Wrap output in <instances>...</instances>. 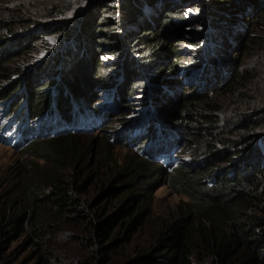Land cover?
Listing matches in <instances>:
<instances>
[{
  "label": "trees",
  "instance_id": "obj_1",
  "mask_svg": "<svg viewBox=\"0 0 264 264\" xmlns=\"http://www.w3.org/2000/svg\"><path fill=\"white\" fill-rule=\"evenodd\" d=\"M73 1L76 5H87L83 17L72 23L63 22L58 27L51 28V31L49 27L42 31L35 29L41 26L43 28L44 25L36 23L37 21L33 25L30 19H20L17 22L0 20V79L11 78L8 70L11 68L12 57H26L36 51V45L33 44L36 39L50 33L56 37L66 35L59 43L64 46V51L56 50V54L50 56L54 59L60 53L52 61L53 70L49 71V64L39 69L49 76L56 77L59 74L58 78L49 77L38 86L36 78L40 74L35 73L32 75L36 76L35 80L28 77L26 91L17 92L19 89L16 79L1 92V95L8 94L5 100L14 97L5 104L3 118L10 111V114L18 112L17 116H21L26 107L30 123L34 124L36 120L40 128L38 133L25 132L23 125L15 129L17 135L20 134L15 144L23 146L22 149L31 156L33 164L21 168V171L15 169L8 178L0 182V264L7 257L15 256L24 246L36 249L34 258L37 264H58L52 257L53 234L62 220L83 225L82 232L75 235L74 240L89 252L80 264H112L114 256L134 239L147 220L150 210L143 203L149 202V194H139L135 188L150 191L153 186V179L150 178L152 175H155L154 179L166 177V183L171 188L188 198L183 204L184 212L170 223L164 224L152 243L136 250L133 257L120 264H264V154L260 147L264 145V133H260L264 130V94L250 96L249 93L256 88L252 86H257L258 81H255L258 73L264 75V34L257 28L260 20L264 19V0H211L204 8L208 18L201 16L195 19L184 16L189 7L195 9L198 6L194 0H58L52 7L50 16L62 20V15L73 12ZM117 1L121 6L114 7L117 8L119 18L107 17L105 13L109 8L108 4L114 5ZM160 3L162 5L155 10L154 16L150 10L148 13L146 11L148 16H144L145 5L155 7ZM187 4L191 6L187 7ZM240 10H244L247 17L253 18L251 27L245 31L243 27L247 28L246 21L243 22L242 30L236 36L237 40L232 41L235 46H232L231 41L225 40L222 48L219 46L213 49L216 53H212V56L209 55L211 49L206 53L216 81L213 89L209 93L204 91L192 95H189L191 89L171 96L157 92L152 102L158 106V113L165 122H159L158 118L157 121H150L152 128L157 124L162 135L175 139L173 146L170 143L167 149L166 146L158 151L159 156L163 151L171 152L172 147L174 150L178 143L183 142L184 135L178 133L179 122L189 134L197 131L194 125L196 119L205 118L212 121V124L217 122L212 119L216 111V105L212 103L213 93L235 95L230 97L237 99V95L243 96L241 92H244L250 96L245 105H251L252 108L244 112V125L236 131L239 136L220 139L219 147L210 140L204 141L203 147L207 150L208 160H203L205 163L195 168L182 167L180 163L165 168L162 164H153L143 157L140 163L146 169L144 181L140 183L142 186L132 188L137 176H127L120 172L118 176L105 181L93 203H85L78 194L92 180L93 173L86 169L85 161L81 162L82 153L84 151L86 155L88 148L83 149L79 145L77 135L99 131V126L108 120V113L111 112L102 111L100 104L90 110L87 101L96 100L94 88L112 85L115 80L111 73L121 69L125 83L123 81L120 86L123 102L119 110H131L136 105L128 104V97L134 95V91L141 86L145 87L137 81V62L140 66H148L149 70L155 71L156 77L154 74L149 78L145 76L151 81L152 90H160V85L173 84L170 75L179 70L177 64L185 56L179 52V45L187 40L183 38L174 42L172 39L188 37V34L194 36L197 33L195 29L200 32V28L203 30L209 27L213 35L219 31L223 37H228L237 24L236 16ZM205 20L209 26L205 25ZM20 24L28 29L27 32L17 30L16 27ZM75 24H80L81 32L78 35L71 31V26ZM25 33L29 35L25 36ZM204 40L201 38L191 45L198 48ZM16 46L20 47L17 52L13 51ZM21 50L26 51L21 53ZM251 53H254L255 58L252 63L247 64L246 59ZM67 55L74 57V63H70L65 69H56ZM134 55L138 56L137 62ZM108 58L112 61L106 64ZM22 71L19 67L14 73L22 74ZM243 81L249 82V85L244 84L242 87ZM253 83L255 84L252 85ZM204 85L208 83L205 82ZM52 86L59 97L50 108L52 97H57L50 89ZM155 87L157 88L154 89ZM48 89L50 92L45 94L44 90ZM70 95L84 100L82 105L72 100L75 112L81 113L77 114L73 126L68 125L73 109L67 100ZM23 96L27 99L24 102ZM98 102L97 99L94 103ZM11 116L9 115V119L15 120ZM50 116L57 117V123L51 124L43 120V117L46 119ZM79 117L85 121L89 118L92 126L88 127L86 122H80ZM58 121L62 124H58ZM131 123H134L131 119L123 120L119 129L113 134L105 135L101 140L106 144L105 150H110L116 140L134 143L139 139L143 140L140 146L149 145L154 137L151 127L143 126L141 133L131 140L127 138L128 128H124ZM9 125L11 124H6ZM27 127L30 125L27 124ZM8 132V127L2 131L4 135ZM132 136L131 134L130 137ZM92 137L89 140L90 147L97 141L96 137ZM259 151L263 157L259 166L237 164L236 158L243 155V158L248 155L249 158L254 155L258 157ZM223 156L225 158L220 160ZM210 160L213 163L208 164ZM221 161L224 164H219ZM232 170L235 173L230 172ZM120 196L122 197L118 203L111 205ZM104 202L108 204L98 210ZM20 240L22 244L9 252L13 243Z\"/></svg>",
  "mask_w": 264,
  "mask_h": 264
},
{
  "label": "rangeland",
  "instance_id": "obj_2",
  "mask_svg": "<svg viewBox=\"0 0 264 264\" xmlns=\"http://www.w3.org/2000/svg\"><path fill=\"white\" fill-rule=\"evenodd\" d=\"M177 2L179 0H174V2ZM211 0H194L195 4L198 6L195 7H189L191 5L187 4V7H189L185 13L184 16L187 19H195V17H206L208 18V14L204 11V8L210 3ZM58 0H0V20H6L11 22H17L20 19H30L32 20V24L34 23H43L44 27H37L35 29L42 31L44 28L49 27L50 31L53 27H58L59 25L65 23H72L77 18H82L84 14V10L87 7V5L81 6L76 5L74 3V7L71 9L72 13H65L62 15V20L59 18H55L56 16H50L52 7L57 4ZM158 5V6H157ZM154 6H144L143 13L144 16H148L146 14V11L148 13V10L151 11V15H155V10L159 9L161 7V3ZM109 8L107 9L105 15L107 17H118L117 8L114 6H117L118 8L121 6L120 3L117 1L116 4H108ZM145 11V12H144ZM117 14V15H116ZM19 15V16H18ZM18 16V17H15ZM80 18V19H81ZM59 19V20H57ZM66 19V20H64ZM253 18L247 17L244 10H240L238 15L236 16V25L233 27V31L231 30V34H229L228 37H223L221 33L218 31L217 34L213 35V32L209 28H204L203 30L200 28L198 32V29H195L197 33H194L193 35L188 34V37H175L172 39L174 42H178L176 40H181L183 38H186L185 42L180 43L181 45L179 48V52H181L183 55L182 61L177 64V67H179V70L175 74H171L170 77L173 78L174 83L170 85H160V90H152L150 88V85H152L151 81L148 80L151 75H155V71L149 70L150 68L148 66L139 65L137 62V55H134V59L136 60L137 68H138V77L137 81L141 82V85L143 84L145 87H140L136 91H134V95L131 94V96L128 97L127 103L128 104H135V107H132L131 110L128 111H121L119 108L122 105L123 98L121 97V90L120 86L121 84L125 83L124 76L122 77L121 69L118 70V72H112V79L115 80V82L107 87H101L94 88L93 92H95V98L98 99L99 102L95 104L96 101H87V104L90 106L91 109H95V106H98L100 104V109L102 111H111L109 114V118L106 122V126L103 125L99 126V131H94L93 133H84L77 135L78 136V143L79 145L84 149L88 148V151L85 155L84 151L82 153L81 162L86 164V169H88L90 172L93 173L92 180L87 183L82 191L78 194L82 200L87 203H93L95 199L97 198L99 194L100 187L105 184V181L109 179H113L114 177L118 176L120 172L122 174L129 176L134 175L137 176V179L133 182L132 188H135L136 186H142L143 184H140L142 181H144L143 177L145 174V167L140 163L143 160V157L146 158V160L151 161V163H160L165 168H167L169 165H173L174 163H180L179 165L182 167L187 168H195L199 167L202 163H205L203 160H208V156L206 155V149L203 147L204 141L210 140L213 145H217L219 147V140L222 138H237L239 135L237 134V130L240 129L241 126L244 125L243 118L244 112H248V110H251V105H245L248 103L250 96L253 94L257 95H263L264 94V75L263 73H258L259 77L257 76V86L253 83L252 87H256L253 90H250V96L247 93H242L243 96L237 95V99L235 95H225V94H215L213 93V104L216 105L214 112L213 120H217L216 123L212 124V121L209 122L205 118L196 119V122L194 125L197 127V131L195 134L191 133L189 134L186 131V127L179 122L178 126L180 128L181 135L183 136V142L178 143L176 148L172 150L171 152L163 151V153L159 156H157L158 151H160L163 147L168 148V145L171 143L172 146L175 142V139L173 137H165L161 134V130L157 126L151 127L150 121L156 120L158 118L159 122H165L160 113H158V106L152 102L154 99V96L157 92L161 91L163 94L166 95H175L182 94L185 89H191L189 92V95L195 94V93H203L204 91H207L209 93L210 90H212L216 83L214 80V75L212 74V68L208 64V57L206 56V53L209 52V49L211 51L209 52V55L212 56V53H216V51L213 49L217 47L222 48V43H225L227 41H236V36L239 32H241L243 27V22H245V26L243 27L245 31H247L248 28L251 27ZM54 20V21H52ZM207 21L205 20V23ZM30 23V24H31ZM115 23V22H114ZM80 24H75L74 26H71V31L73 30L76 35L80 33ZM206 26L207 23L205 24ZM116 26V25H115ZM18 31H26V27H21V24L17 27ZM260 33L264 34V19L260 20L259 25L257 27ZM214 30V28H212ZM210 30V31H209ZM215 31V30H214ZM28 33H25V36H28ZM213 36V38H212ZM66 38L65 34H62L61 36L56 37L54 34L46 35L43 38L36 39L33 44L36 45V51L31 53L29 56L26 57H17V55L13 58V61L10 64V69L8 70L9 73H11V78H1L0 79V182L2 180H5L8 178L9 174L14 171L15 169H18L21 171V168H27L28 165L33 164L31 161V156L27 155L26 151L22 149V145L19 146L18 144H15V137L17 136V133L15 129L20 125H23L24 131L27 133H30L33 131V133H38L39 131V123L35 120L34 124H31L29 121L27 108L24 109V114L21 116H17V113L10 114L7 113V115L3 118L2 114L5 108V104L7 102H10L13 100L12 97L5 100L8 96V94L1 95V92L3 89L7 88L13 81L16 79L18 80L16 83H18V91H26L27 90V82L28 77H31L33 80H35L36 76H33V74H40L36 78V85L39 86L43 81L48 80L50 78H58L60 75L49 76L48 73L40 72L39 69L43 66H47L49 64V71L53 70L52 61L59 56V54L56 55V57L53 59L50 56H54L56 53V50L64 51V46L60 45L59 43L62 42L63 39ZM201 38L205 39L202 44L199 45V47H193L191 44L194 43V41L201 40ZM33 40V39H32ZM71 42V41H70ZM232 42V46H235ZM72 43V42H71ZM62 46V47H60ZM139 44H137V47ZM195 49V50H194ZM20 47H14L13 51H19ZM23 50V49H22ZM21 50V51H22ZM232 50V48H231ZM26 51V50H24ZM22 51L21 53H23ZM193 51H198V53H193ZM233 51V50H232ZM81 52V51H80ZM73 57V56H72ZM61 58V57H60ZM59 58V60H60ZM74 58V57H73ZM71 57H68V55L64 58V61H61L58 63L56 69H65L69 66L70 63H74V60ZM111 58V57H109ZM108 58V62L105 61L106 64L111 63L112 60ZM255 58L254 53H251L248 58L246 59L247 64H250L253 62ZM50 59V60H49ZM49 60V61H48ZM106 60V59H105ZM45 61V62H44ZM110 61V62H109ZM135 62V63H136ZM191 63V64H190ZM171 64V63H169ZM207 66V69L205 70V67ZM21 68L23 71L22 74L14 73L18 68ZM149 68V69H148ZM15 74V75H14ZM17 74V75H16ZM209 77H208V76ZM147 76V77H145ZM208 77V80H205V77ZM156 77V75H155ZM122 78V80H121ZM41 79V80H40ZM151 80V78H150ZM41 82V83H40ZM121 82V83H120ZM207 82L208 85H204V83ZM26 83V84H24ZM242 87L244 84L249 85V82L243 81ZM37 86V87H38ZM56 86V85H54ZM53 88H50L52 93L56 95L57 97H52L53 101L50 104V108L54 106L55 102L57 101L58 92L57 90ZM58 87V85L56 86ZM155 87L154 89H156ZM22 89V90H21ZM44 90L43 92L47 94L50 92L49 90ZM246 89H243L245 91ZM67 91V90H66ZM214 91V90H213ZM56 93V94H55ZM65 95H67L66 92H64ZM130 95V94H129ZM12 96V95H10ZM241 97V99H239ZM75 100L76 103H79L82 105V102L84 103V100L76 99L75 96H71L67 98L69 100L70 105L72 106V114H70V120L68 121L69 126H73V123L75 122V118L77 114H81L79 111L75 112L72 100ZM23 102L26 101V96H23L22 98ZM21 100V101H22ZM23 102H21V105H23ZM155 105H153V104ZM84 106L88 107L86 104ZM79 107V106H78ZM77 107V109H78ZM106 108V109H105ZM235 108H237L235 110ZM80 110V107H79ZM156 110L157 112H155ZM103 113V112H100ZM157 115H156V114ZM9 115H12L11 118H15V120L9 119ZM200 115V114H199ZM198 115V116H199ZM45 116V114H44ZM102 116V115H101ZM27 117V119H25ZM99 116V121H100ZM55 119V120H54ZM80 122L83 121V123L86 122L88 127L92 126L91 121H89V118L87 121L85 119L79 117L78 118ZM83 119V120H82ZM132 120L131 125H127L124 128H128L126 131L129 132L127 138L131 139L138 134L141 133L143 130V126L151 127L150 129L153 130L154 137L149 143V145L140 146V143L143 140H139L130 143L129 141H113V145H111L110 150L107 148L105 150V145L103 141H101L105 135L113 134L119 127L121 126L120 123L123 120ZM41 118L39 119V121ZM43 120L54 124L57 123V117L50 116ZM261 120V119H260ZM258 120L257 122H260ZM13 121V122H12ZM66 122V121H65ZM6 124H11L9 126H6ZM27 124L30 125V127H27ZM58 124H62V122L58 121ZM134 124V125H133ZM83 127V124H81ZM9 128L8 136L4 135L2 133L4 128ZM105 128V129H104ZM142 129V130H141ZM260 133H264V130ZM133 135L130 137V135ZM104 135V136H103ZM191 135V136H189ZM236 135V137H235ZM97 138L96 143L94 146L90 147V139L93 137ZM103 136V137H101ZM92 137V138H91ZM132 140V139H131ZM217 141V144L215 143ZM198 142V143H197ZM261 151L264 154V145L260 146ZM260 148H258L259 150ZM103 152H106L105 155H103ZM244 156V155H243ZM243 156L236 158L237 164L244 165L245 163H249L250 165L259 166L262 161L263 157L259 151L258 157L255 155L251 158H249L250 155ZM223 156L221 159H224ZM89 159V160H88ZM35 161H37L35 159ZM207 162V161H206ZM43 163V161H42ZM213 163L212 160L208 162V164ZM67 164V162L65 163ZM219 164H224L223 161H221ZM217 168V167H214ZM234 170V169H233ZM230 171V172H233ZM213 173V172H210ZM235 173V172H233ZM155 175H152L150 178L153 179L152 181V188L150 191L146 192L144 188L137 187L135 188V191L139 194H146L148 193V198L150 199L149 202L143 203V206L145 208H149L150 213L147 217V220L144 224V226L137 231L138 233L134 236V239L126 244L123 248L120 249V251L114 256L112 264H120L126 262L128 259L133 257L135 255L136 250L148 246L150 243H152L155 238L157 237L158 233L160 232L161 228L164 224L170 223L172 220H174L179 214H182L184 212V203L188 200V198L184 194L177 193L173 188L169 186L168 180L166 177L162 176L161 178L154 179ZM122 196L117 198L114 203L111 205H115L118 203V201L121 199ZM108 203L104 202L103 204H100L99 209H101L103 206H106ZM110 205V206H111ZM83 225L78 226L76 224H71L65 221L59 222V227L54 231L53 234V246H52V257L54 261L58 264H80V261L88 254L89 250L84 249V247L74 240L75 235L82 232ZM22 244V240L13 243L11 250L16 249L18 245ZM35 248L32 246L29 247H21L19 249V252L15 254V256L7 257L6 261L2 264H37L36 258H34L35 254ZM10 254V253H9Z\"/></svg>",
  "mask_w": 264,
  "mask_h": 264
},
{
  "label": "clouds",
  "instance_id": "obj_3",
  "mask_svg": "<svg viewBox=\"0 0 264 264\" xmlns=\"http://www.w3.org/2000/svg\"><path fill=\"white\" fill-rule=\"evenodd\" d=\"M7 134H8V133H7ZM7 136H8V135H7ZM17 136H18V135H17ZM17 136H16V137H17ZM16 137H15V138H16ZM14 141H15V139H14ZM15 143H17V142H15Z\"/></svg>",
  "mask_w": 264,
  "mask_h": 264
}]
</instances>
